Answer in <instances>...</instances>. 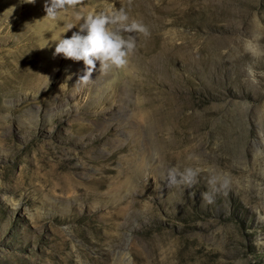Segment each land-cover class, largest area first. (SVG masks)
Here are the masks:
<instances>
[{"label": "rangeland", "instance_id": "374dc122", "mask_svg": "<svg viewBox=\"0 0 264 264\" xmlns=\"http://www.w3.org/2000/svg\"><path fill=\"white\" fill-rule=\"evenodd\" d=\"M45 2L0 0V264H264V55L245 49L264 0H83L62 21ZM109 6L150 35L76 85L52 37Z\"/></svg>", "mask_w": 264, "mask_h": 264}, {"label": "clouds", "instance_id": "9594fccd", "mask_svg": "<svg viewBox=\"0 0 264 264\" xmlns=\"http://www.w3.org/2000/svg\"><path fill=\"white\" fill-rule=\"evenodd\" d=\"M26 2L35 3V0ZM82 3L83 0H46L44 5L46 16L43 20L62 21L68 9H74ZM72 17L76 23H69L66 32L77 24L79 31L73 32L70 38L61 35L52 39L57 42L54 56L63 55L66 59L83 62V74L79 76L76 85H87L92 80L93 73L97 71V63L100 74H107L113 68H124L137 49L138 34L146 37L150 35L144 23L131 17L123 7L109 6L102 11L89 12L86 15L74 12ZM245 49L256 57L264 55L261 46L252 40L246 42ZM246 72L253 83H259L257 75L264 76V72L257 73L251 65L246 67ZM200 172V168L186 167L181 170L179 167H171L166 180L169 187L184 185L192 188L197 183ZM208 184L215 193L218 190L217 185L219 189H226L230 180L227 176L213 174L209 177ZM201 198L207 203H212L214 195L203 192Z\"/></svg>", "mask_w": 264, "mask_h": 264}]
</instances>
